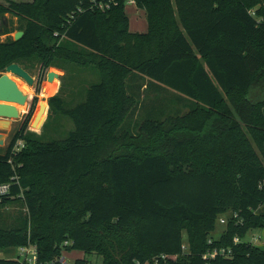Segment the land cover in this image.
Segmentation results:
<instances>
[{"label": "trees", "instance_id": "obj_1", "mask_svg": "<svg viewBox=\"0 0 264 264\" xmlns=\"http://www.w3.org/2000/svg\"><path fill=\"white\" fill-rule=\"evenodd\" d=\"M5 1L0 17H18L24 35L0 40V72L38 59V92L66 62L96 65L101 76L71 108L61 91L50 98L74 122L68 136L29 131L33 97L0 147V184L11 183L0 210H27L0 218V253L30 241L37 264H63L73 250L102 256L95 264H264V248L247 238L264 229V0H136L146 32L130 30L123 2L79 13L80 0ZM11 31L9 22L1 34ZM151 82L185 95L183 110L127 130ZM214 247L233 255L205 260Z\"/></svg>", "mask_w": 264, "mask_h": 264}, {"label": "rangeland", "instance_id": "obj_2", "mask_svg": "<svg viewBox=\"0 0 264 264\" xmlns=\"http://www.w3.org/2000/svg\"><path fill=\"white\" fill-rule=\"evenodd\" d=\"M3 2H6L5 0H1ZM17 1H31V0H17ZM127 11L129 13L130 17V28L131 29H146L148 30V20L146 18L145 11L138 8L135 4H129L127 6ZM9 22H10V28L11 32L8 34H1L0 33V40L4 41L7 40L9 37L14 38V34L19 31V19L16 16L7 14L6 15ZM65 41V39H64ZM80 48V47H79ZM81 49V48H80ZM87 51V50H86ZM25 69H27L32 76L36 79V83L34 85H29L23 78L10 74L11 77H13L19 84L20 88L22 90H25V94L28 95L27 103L22 106V109L20 111V117L18 119H10L8 124L0 123V132L4 134L5 138V144L0 145L2 147V151L9 145L10 141L12 140L15 132L17 131L21 120L23 119V116L28 110V107L30 105V102L32 101L33 97H37L38 100L36 102V106L34 109V113L31 118V122L36 115L40 103L45 101L46 103H43L46 106V112L44 113V117L42 118V123L38 127H32L31 122L29 125V131L35 133L38 135V137L41 140H51L56 138H64L68 136L69 132L75 127L73 120L69 116H64L57 110H52L50 105V98L57 94V92L53 95H50L48 97H43L42 92L44 85L47 81V73L49 71L57 70V73L60 75L59 79L62 86V91L60 92L62 98L64 99V105L68 108H71L75 105H77L80 102L85 101L86 99V93L87 88L94 82H98L100 80V73L96 65H89L84 66L80 63H74V62H66L63 63V67H51L46 73L41 81L40 85V91L38 92L37 87L38 83L40 82V76H41V68H40V62L38 59L30 58L23 62L22 65ZM5 71H1L0 73H5ZM144 77V76H143ZM144 79L150 80L146 77ZM156 83V82H155ZM154 82L150 83L147 86L145 85L143 88V93L141 95L142 102L138 106L136 112L134 113V116H130L128 120L126 121V124L124 127L127 130L134 131L135 124L137 122H142L147 118H156V119H165L167 116H169L172 110H175L176 108L182 109L183 102L182 100H186V96L182 95L181 93L171 89L170 87L161 84L156 83V85H161L162 88L156 89L154 88ZM74 86V87H73ZM25 87V88H24ZM60 87V86H59ZM73 87V88H72ZM31 88V89H30ZM71 91V92H70ZM29 92V93H28ZM28 93V94H27ZM179 98L181 100H179ZM183 110V109H182ZM181 110V111H182ZM149 111L151 113H149ZM50 116V117H49ZM129 121H131L133 128L130 129ZM137 125V124H136ZM129 128V129H128ZM22 139H19L20 141ZM24 142V140H22ZM261 154V153H260ZM262 155V154H261ZM26 208L25 205H22L20 203L18 204H11L9 206H6L5 209L0 210V218L7 220V223L12 222L13 219L16 216H21L22 218L26 214ZM230 213H227V215L230 217ZM227 215H224L223 217L228 218ZM4 217V218H3ZM226 224V223H225ZM225 224L218 223L216 225L215 232L212 234L215 236H219L221 233H223L225 229ZM253 234H258L261 236V238L257 241V244L264 248V229L257 230L253 233H250L247 238L251 240ZM187 243V241H185ZM18 249L19 247H10L0 253V256H6L9 258H16L18 255ZM63 254L67 255L68 258V264H74L75 259L73 257H76L81 254H86L85 257L90 259V261L95 264L96 261L102 260V256H98L95 253H86L82 250H73V251H64Z\"/></svg>", "mask_w": 264, "mask_h": 264}, {"label": "water", "instance_id": "obj_3", "mask_svg": "<svg viewBox=\"0 0 264 264\" xmlns=\"http://www.w3.org/2000/svg\"><path fill=\"white\" fill-rule=\"evenodd\" d=\"M8 26V18L6 16L3 17V19L0 17V33H2L4 28ZM23 35L24 31L19 30L14 34V39L19 40ZM10 74L23 78L29 85H34L36 83V79L32 74L17 62L9 64L6 67V72L0 75V118L6 119L0 122H4L5 125L9 123L10 119H18L20 117V110L15 103L24 105L28 100V95L24 93L18 82L11 77ZM55 77H59V74L56 71H49L47 73V79L49 81H53ZM45 112L46 106L41 102L39 109L31 122L32 127H38L40 123L43 124L41 120L44 117ZM4 144V134L0 132V145Z\"/></svg>", "mask_w": 264, "mask_h": 264}, {"label": "built area", "instance_id": "obj_4", "mask_svg": "<svg viewBox=\"0 0 264 264\" xmlns=\"http://www.w3.org/2000/svg\"><path fill=\"white\" fill-rule=\"evenodd\" d=\"M123 2L125 4V8L127 9V6L129 4H135L137 6L136 0H80V4L78 5L77 11L79 13H83L84 11H108L111 10L114 6L120 4ZM24 146V142L22 140L18 141L17 144L14 147V150L20 149ZM11 188V183L6 182L0 184V194L7 193ZM238 214L234 213V217H237ZM220 223L225 224L227 223L226 217H220ZM261 238L258 234L252 235L251 241L257 244V241ZM241 239L236 236L234 238V243H239ZM212 242V240H210ZM67 243V242H66ZM183 249H186V245L183 244ZM233 255V249L232 248H226V247H214L208 249L207 252L204 253L203 258L205 260H214L218 257H228ZM163 258H165V255H162ZM20 264H37L38 263V250L37 246L29 241L27 245H22L18 249V255L16 258ZM78 259V258H76ZM75 259V260H76ZM159 258L157 257L156 260ZM58 260L62 262L63 264H68V258L67 255L62 254L60 257H58ZM74 264H76L74 262ZM82 264H93L89 260H84Z\"/></svg>", "mask_w": 264, "mask_h": 264}, {"label": "crops", "instance_id": "obj_5", "mask_svg": "<svg viewBox=\"0 0 264 264\" xmlns=\"http://www.w3.org/2000/svg\"><path fill=\"white\" fill-rule=\"evenodd\" d=\"M138 7V6H137ZM139 8V7H138ZM140 9H142L143 11H145V9H143V8H140ZM126 12H127V14H128V16H129V13H128V11H127V9H126ZM145 14H146V11H145ZM146 18H147V15H146ZM129 19H130V17H129ZM148 29V28H147ZM130 30L132 31V32H146L147 30L146 29H144V28H142V29H131L130 28ZM54 71H56L57 72V70H54ZM59 77H60V75H59ZM59 77H55V79L53 80V81H49L48 79H47V81H46V83H45V85H44V92H43V94H42V96L43 97H48V96H50V95H53V94H55L57 91H58V89H59V91L58 92H60V91H62V82H60V79H59ZM60 86V87H59ZM74 87V86H73ZM72 87V88H73ZM57 92V93H58ZM71 92V91H70ZM43 103H46L45 101H43ZM2 120H6L5 118H0V121H2ZM85 255L84 254H81V255H78V256H76V257H73V259H76V258H82V257H84Z\"/></svg>", "mask_w": 264, "mask_h": 264}, {"label": "bare ground", "instance_id": "obj_6", "mask_svg": "<svg viewBox=\"0 0 264 264\" xmlns=\"http://www.w3.org/2000/svg\"><path fill=\"white\" fill-rule=\"evenodd\" d=\"M25 88V87H24ZM23 89V88H22ZM31 89V88H30ZM24 92H25V90H23ZM29 93V92H28ZM27 93V94H28ZM15 105L19 108V110L21 111V109H22V106L23 105H21V104H17V103H15ZM0 123H4V122H0Z\"/></svg>", "mask_w": 264, "mask_h": 264}, {"label": "flooded vegetation", "instance_id": "obj_7", "mask_svg": "<svg viewBox=\"0 0 264 264\" xmlns=\"http://www.w3.org/2000/svg\"><path fill=\"white\" fill-rule=\"evenodd\" d=\"M3 19V18H2Z\"/></svg>", "mask_w": 264, "mask_h": 264}]
</instances>
